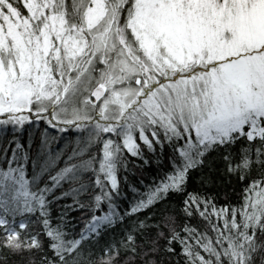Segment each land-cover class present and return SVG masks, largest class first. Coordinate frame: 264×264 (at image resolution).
Wrapping results in <instances>:
<instances>
[{
	"label": "snow or ice",
	"instance_id": "obj_1",
	"mask_svg": "<svg viewBox=\"0 0 264 264\" xmlns=\"http://www.w3.org/2000/svg\"><path fill=\"white\" fill-rule=\"evenodd\" d=\"M0 264H264V0H0Z\"/></svg>",
	"mask_w": 264,
	"mask_h": 264
},
{
	"label": "trees",
	"instance_id": "obj_2",
	"mask_svg": "<svg viewBox=\"0 0 264 264\" xmlns=\"http://www.w3.org/2000/svg\"><path fill=\"white\" fill-rule=\"evenodd\" d=\"M137 163H140L137 161ZM29 170H31V163H29ZM144 175H140V170H137L134 168L131 164L129 165V172H128V177H129V182L130 183H137L138 179H143L144 183L147 184L150 182V180L153 178L152 175L155 172V165H144L143 167ZM135 173V175H133ZM235 195H239L237 192ZM233 203H235V198L233 199Z\"/></svg>",
	"mask_w": 264,
	"mask_h": 264
}]
</instances>
